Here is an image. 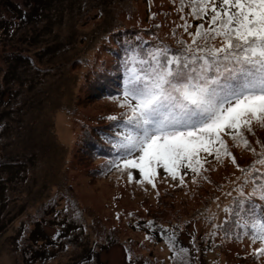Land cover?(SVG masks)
I'll return each mask as SVG.
<instances>
[{"label": "rangeland", "instance_id": "rangeland-1", "mask_svg": "<svg viewBox=\"0 0 264 264\" xmlns=\"http://www.w3.org/2000/svg\"><path fill=\"white\" fill-rule=\"evenodd\" d=\"M5 1L0 0V17H12L16 28L0 39V264H175L170 259V240L177 250H188L187 264H264V257L251 255L259 242L252 244L232 224L213 227L225 221L223 209L236 194L224 193L242 175L229 160L217 163L209 157V170L195 183L191 173L181 184L159 169L153 187L137 183L138 170H132L129 182L128 170L108 164L114 159L109 154L83 149L86 126L108 122L107 117L123 111L118 106L120 90L98 93L99 84L92 82L97 66L138 67L137 60L148 56L143 54L132 64L128 49L111 48L120 34L116 29L130 27L128 32L141 44L147 36L157 42L163 33L165 47L171 40L164 28L156 29L153 10L157 7L180 25L178 2L46 0L40 15L26 23L8 10ZM14 1L23 2L10 0ZM187 19L191 31L201 23ZM108 28L109 37L94 52L91 44H100ZM16 50L27 61L8 55ZM256 130L255 135L263 138L261 129ZM231 151L241 167L255 159L240 148ZM55 212L58 222L51 221ZM40 218L43 237L63 245L53 246L56 250L39 259L27 247L28 233ZM63 219L74 221V226L60 233ZM94 242L98 245L91 256L87 250Z\"/></svg>", "mask_w": 264, "mask_h": 264}, {"label": "snow or ice", "instance_id": "snow-or-ice-1", "mask_svg": "<svg viewBox=\"0 0 264 264\" xmlns=\"http://www.w3.org/2000/svg\"><path fill=\"white\" fill-rule=\"evenodd\" d=\"M177 2L178 27L189 41H179L176 50L150 51L137 60L138 67H126L118 100L123 111L107 117L120 129L108 140L116 152L108 164L128 170L129 182L132 170H138L137 183L155 187L159 169L181 184L191 173L195 183L209 170V157L217 163L229 160L242 175L224 193L236 194L223 209L225 221L213 227L234 225L252 244L259 242L251 255L264 257V143L256 141L257 152L248 139L255 129H264V0ZM188 17L201 21L195 31H189ZM231 148L255 159L241 167ZM169 247L175 264H187V249L177 250L171 240Z\"/></svg>", "mask_w": 264, "mask_h": 264}, {"label": "trees", "instance_id": "trees-1", "mask_svg": "<svg viewBox=\"0 0 264 264\" xmlns=\"http://www.w3.org/2000/svg\"><path fill=\"white\" fill-rule=\"evenodd\" d=\"M46 0H26L21 3H16L14 2H10V0L5 1L6 7H8L9 11H11L13 14L16 13L19 18H22L21 20L23 22L29 23L32 22L33 19L36 18L37 14L40 15V12L44 9V4H45ZM27 6V8L25 7ZM153 7L149 10V12H152ZM154 14H153V18L154 21L157 24L156 29H159L161 31V27L164 28L163 30H166L168 32V39L170 38L171 41L166 42L165 43V47L176 50L178 49V42L179 41H185L187 38L186 36H188L182 28L178 27V23H174L172 22L171 19H169L165 14H163L161 11H159L157 9V7H154ZM17 18V16H16ZM144 19H147V15L145 14ZM13 18L10 17V20H8L6 17H0V39L3 36L2 34H4L8 29L10 28H16L14 26V24L12 23ZM178 24V25H177ZM130 27H121L119 26L116 29L117 31H120V34H118L117 36L114 37V42H112L110 44L111 48H115V50H118V48H122L124 50H129L130 53L132 54L133 60H132V64H136L135 60H137L138 58L141 57V55L143 56V54H148L149 51L148 50H155L158 49L160 47H164L162 46L163 43L162 40L160 39V37L166 38L165 35H160L159 36V40H157V42L151 40L148 36L146 37L145 42H143V44L140 43V38L138 37V40L134 39V35H132L131 32H128ZM111 28L106 29V31L102 34V39L100 40V44H97L96 46L91 44L94 52H98L99 49L102 47V41L104 39H106L107 37H109L108 34H110V32L108 34H106L108 31H110ZM124 29H126L127 33H125ZM154 29V30H156ZM162 30V31H163ZM161 31V32H162ZM189 31H191L189 29ZM160 32V33H161ZM184 33L186 34V36L184 35ZM136 34V33H135ZM6 35V34H5ZM136 36V35H135ZM149 39V41L147 40ZM160 41V42H159ZM127 42V43H126ZM99 46V47H98ZM105 53L110 54L111 51L109 49L105 50ZM10 57L14 58H20V60L22 61H27L28 58H22L23 56L21 55V52L18 50L14 51H9L8 54ZM136 58V59H135ZM130 63V61H129ZM113 65L110 67H107L104 65V67L102 68H97L94 71V79L92 80V82L94 84H99L100 86V91H98V93L100 95H107L109 92L111 91H115V90H120L122 92L123 89V81H122V76H124V74L126 75V67L128 68H132L129 66H121V64L117 63H112ZM92 91V89L90 90ZM97 92V91H96ZM100 122V121H99ZM118 124V121H108L105 123H100V124H91L88 125L84 128V133L82 134V142L85 143V147L83 148L85 151L87 149V151H91L94 153H97L98 155H107L115 158L116 152L115 149L112 148L111 144L108 142L109 138H114L115 137V133L117 131H120V129L116 126ZM257 130L255 129V134H256ZM260 132L264 133V129H261ZM84 138V139H83ZM89 139H92V141H89ZM248 139L250 141V143L252 144L253 147H255L257 149V152L260 151L259 146L256 144V141L259 140L261 141V143H264V137L261 138L259 136L256 135H248ZM255 140V142L253 141ZM248 155H250L251 157L253 156L251 153L248 152ZM19 167V166H18ZM3 182V181H0ZM6 182V181H5ZM2 185V184H1ZM2 189H4V186L2 185ZM50 213H48L49 215H52L51 213V207L48 210ZM259 211V209H258ZM57 212H55L54 216L55 218L51 219V221L53 222L54 220L56 222L57 221ZM48 215V217H49ZM64 217V216H63ZM62 217V218H63ZM42 219L40 218L38 221H34L35 226L32 229V231L30 230V232L28 233V237L30 242L28 243L30 246L27 247L28 251H32L33 256H35V258H42L41 256L48 254L47 252H52L54 250H56L57 246L61 247L63 244L60 243L59 240L57 239H50V238H44L42 235ZM45 221L46 223V219L44 218L43 222ZM59 226H58V230L60 233H63L64 231L67 232V226L73 227L74 226V221H70L68 220V223L66 222L65 219H63V222H59ZM76 223V222H75ZM61 227V228H60ZM44 240V242H43ZM40 241H42L43 243H40ZM98 245V243L94 242L92 245L89 246L87 253H91V256L93 255V251L94 248H96V246ZM49 246V247H48ZM53 246L56 248H53ZM51 247V248H50ZM48 248V249H47ZM52 257V256H49ZM48 257V258H49ZM86 258V256H85Z\"/></svg>", "mask_w": 264, "mask_h": 264}]
</instances>
